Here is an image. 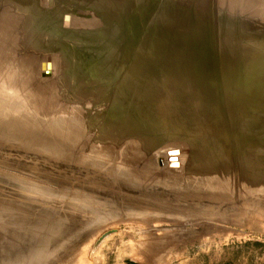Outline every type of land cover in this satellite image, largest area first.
<instances>
[{
	"label": "rangeland",
	"instance_id": "rangeland-1",
	"mask_svg": "<svg viewBox=\"0 0 264 264\" xmlns=\"http://www.w3.org/2000/svg\"><path fill=\"white\" fill-rule=\"evenodd\" d=\"M113 4L1 18L0 264H264V0Z\"/></svg>",
	"mask_w": 264,
	"mask_h": 264
},
{
	"label": "bare ground",
	"instance_id": "bare-ground-1",
	"mask_svg": "<svg viewBox=\"0 0 264 264\" xmlns=\"http://www.w3.org/2000/svg\"><path fill=\"white\" fill-rule=\"evenodd\" d=\"M123 1V0H122ZM252 1V0H251ZM56 2V9L57 11H54L53 15H49L48 16V10L46 9V7L40 3L39 1L35 0L34 1H31V0H0V25L2 24V17L6 16L7 15H10L8 16V18H10L9 20L10 21H15L16 23H19V22H22L24 23V28H23V31L22 33L23 34H28V35H33V36H40L41 34H48L47 32L49 33H57V34H60L62 36H67L69 34H71L74 30V28H72V25H71V22L72 21H75V18L74 16H82V14H85V12L87 13V9L90 8V6L93 4L94 6H100L101 5H107L106 6V9H107V12H106V15H108V9H110V7H115L114 6V2H116V0H95V1H89V3L86 2V0H55ZM237 2V1H236ZM72 9L71 13L70 11H67L68 9ZM224 8V6H223ZM226 8V7H225ZM105 9V10H106ZM29 10V15H27V12ZM78 10H82V11H79ZM116 10V9H115ZM88 14V13H87ZM105 13H102V12H98V15L96 16L97 18L100 17L102 20H104V16ZM105 15V16H106ZM52 16V17H51ZM107 17V16H106ZM99 18V19H100ZM126 18L124 15H123V19ZM100 19V20H101ZM76 22V21H75ZM74 23V22H73ZM2 26V25H1ZM156 27V26H155ZM158 27V26H157ZM156 30L158 28H155ZM112 30V29H111ZM49 35V34H48ZM119 53V52H118ZM133 53V52H132ZM244 55V54H243ZM133 56V55H132ZM240 57V55L238 56ZM251 58L249 55L248 57L245 55V56H242L241 57V61L242 62H247V60L249 61ZM50 62L51 60L50 59H47L45 60V62ZM233 61V60H232ZM252 62V59L250 60ZM254 61V60H253ZM45 62H42L41 63V76L42 77H48L50 74H51V70L49 72H45L43 69L45 67V65H47V63L45 64ZM237 62V61H236ZM240 62V61H239ZM238 62V63H239ZM241 62V66H242V63ZM136 63V62H135ZM233 63V62H232ZM127 64H129V62H127ZM253 64V63H252ZM132 66V64H131ZM157 64H155V62L153 63V65L150 63V67L155 69L156 70V73L158 74H165V73H168V75L166 76H169V81L172 82V81H175V74L170 71V70H173L171 68H169L170 70H165L164 68L161 69V68H158L156 67ZM119 67V66H118ZM239 67V66H238ZM246 67H249V66H246ZM246 67L245 69L243 70V68L241 67L240 69H242L241 71L243 72L244 74V77H245V80H246V83L247 84H250V79L247 78V75H246ZM43 68V69H42ZM134 68V67H133ZM124 69V68H123ZM122 69V70H123ZM248 69V68H247ZM253 69V68H251ZM126 70V69H125ZM165 70V71H164ZM238 70V69H236ZM139 71V69H138ZM252 71V70H250ZM255 71V69H254ZM125 72V71H124ZM127 72V71H126ZM237 72V71H236ZM249 72V71H248ZM239 73V72H238ZM128 74V72H127ZM251 74L253 75V73L251 72ZM255 74V73H254ZM254 76V75H253ZM130 77V76H129ZM240 77V76H239ZM242 77V76H241ZM236 78H238V75L236 76ZM240 79V78H239ZM238 80V79H237ZM243 80V79H242ZM236 81V80H235ZM254 81V80H253ZM239 81H237L238 83ZM242 82V81H241ZM235 84V87L238 85V84ZM167 84V83H166ZM171 85H167V86H170L171 90L173 91L175 89V85L174 83H170ZM234 84V83H233ZM183 84H181L182 86ZM185 86V85H184ZM238 86H241L240 84ZM234 87V86H233ZM189 88V87H188ZM242 89V86L240 87ZM239 88V90H240ZM190 89V88H189ZM237 89V88H236ZM188 89H186L187 91ZM233 91V90H232ZM226 92V91H225ZM224 92V93H225ZM236 94H237V91H235ZM239 92V91H238ZM156 92H154L155 94ZM242 93V92H240ZM240 93H238V95L240 96ZM156 95V94H155ZM237 95V97H238ZM243 95V94H241ZM248 95H249V92H248ZM233 96V95H232ZM235 96V95H234ZM233 96V97H234ZM236 97V96H235ZM242 99L243 96H241ZM239 98V97H238ZM235 100H237V98H233ZM261 99V98H260ZM240 100V98H239ZM211 101L213 103H215V101H213V98L211 99ZM243 101V100H242ZM263 101V100H262ZM203 102V101H202ZM201 102V103H202ZM236 102V101H235ZM233 102V103H235ZM261 102V101H260ZM238 103V102H237ZM250 103V102H248ZM241 104V103H240ZM243 104V103H242ZM210 105H212L210 103ZM209 105V106H210ZM234 105L233 104V108H234ZM199 106V105H198ZM241 106V105H240ZM237 107V106H236ZM238 107H239V103H238ZM199 108H202V106L200 105ZM240 108V107H239ZM243 107L241 106V109ZM239 110V111H242V110ZM245 109V108H244ZM210 110V109H209ZM222 110V109H221ZM220 110V111H221ZM215 111H216V106L213 104L212 105V108H211V115L214 114L215 116ZM219 111V112H220ZM227 110H225L226 112ZM229 111V110H228ZM235 111V110H234ZM217 112V111H216ZM245 112V111H244ZM230 113V111H229ZM239 113V112H238ZM227 114V113H226ZM222 115V114H221ZM220 116V115H218ZM224 117V115H223ZM236 117V116H235ZM229 122V121H228ZM240 137V136H239ZM236 138V137H235ZM243 139V138H242ZM237 143V141H236ZM248 143V142H247ZM236 145V144H235ZM239 147V146H238ZM230 148V147H229ZM238 148L235 147V150H237ZM238 151V150H237ZM236 151V152H237ZM240 152V150H239ZM237 153L239 154L240 156V153ZM244 152V151H243ZM170 153V152H169ZM248 153V152H247ZM252 153V152H251ZM250 153V155H251ZM243 154V153H242ZM246 154V153H245ZM254 154V153H252ZM218 184V185H216ZM214 186H218V187H221L222 190H220L221 192H224L225 190L223 189L224 186H222V184L220 182H216L214 184ZM215 189V188H214ZM216 190V189H215ZM213 191V190H212ZM214 192V191H213ZM220 193V192H219ZM221 194V193H220Z\"/></svg>",
	"mask_w": 264,
	"mask_h": 264
},
{
	"label": "crops",
	"instance_id": "crops-1",
	"mask_svg": "<svg viewBox=\"0 0 264 264\" xmlns=\"http://www.w3.org/2000/svg\"><path fill=\"white\" fill-rule=\"evenodd\" d=\"M220 264H235V263H232V262H224V263H220Z\"/></svg>",
	"mask_w": 264,
	"mask_h": 264
}]
</instances>
